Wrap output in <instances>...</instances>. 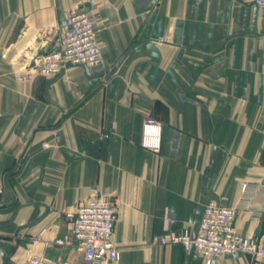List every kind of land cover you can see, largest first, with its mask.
Here are the masks:
<instances>
[{
    "label": "crops",
    "instance_id": "1",
    "mask_svg": "<svg viewBox=\"0 0 264 264\" xmlns=\"http://www.w3.org/2000/svg\"><path fill=\"white\" fill-rule=\"evenodd\" d=\"M78 7L95 18L103 66L31 71ZM148 118L162 126L159 153L140 144ZM263 176L264 10L234 0H0V264H85L72 215L94 188L117 204L112 264H205L155 239L195 235L208 203L236 208L243 184ZM236 228L264 240L262 193Z\"/></svg>",
    "mask_w": 264,
    "mask_h": 264
},
{
    "label": "built area",
    "instance_id": "2",
    "mask_svg": "<svg viewBox=\"0 0 264 264\" xmlns=\"http://www.w3.org/2000/svg\"><path fill=\"white\" fill-rule=\"evenodd\" d=\"M264 10V0H234ZM104 64L96 30L95 18L84 8L78 7L67 19L60 37L52 50L36 55L29 69L45 78H55L71 67L98 69ZM29 76L24 77V79ZM141 146L154 153L162 147V126L148 118L142 129ZM264 195V176L258 185L242 186V201L236 208H226L215 201L203 211L196 234L167 233L155 239L159 245L181 244L188 252L195 251L205 264H213L223 256L243 253L251 258V264H264V240L251 242L242 237L236 228L240 215L252 208L258 194ZM118 219L117 204L113 199L92 189L90 198L77 207L72 215V233L84 252L85 264H112L120 259L114 242V230ZM64 245V239L56 241ZM24 264H56L40 256H33Z\"/></svg>",
    "mask_w": 264,
    "mask_h": 264
},
{
    "label": "water",
    "instance_id": "3",
    "mask_svg": "<svg viewBox=\"0 0 264 264\" xmlns=\"http://www.w3.org/2000/svg\"><path fill=\"white\" fill-rule=\"evenodd\" d=\"M125 58H126V55L117 63V65L114 67V69L111 71V73L109 74V77H108V79L109 78H111L114 74H115V72L119 69V67L122 65V63L124 62V60H125Z\"/></svg>",
    "mask_w": 264,
    "mask_h": 264
}]
</instances>
